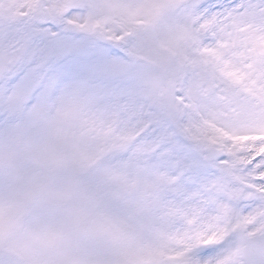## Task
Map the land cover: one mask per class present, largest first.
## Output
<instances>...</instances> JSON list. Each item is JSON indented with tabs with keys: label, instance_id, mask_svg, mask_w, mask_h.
Listing matches in <instances>:
<instances>
[{
	"label": "snow or ice",
	"instance_id": "1",
	"mask_svg": "<svg viewBox=\"0 0 264 264\" xmlns=\"http://www.w3.org/2000/svg\"><path fill=\"white\" fill-rule=\"evenodd\" d=\"M0 264H264V0H0Z\"/></svg>",
	"mask_w": 264,
	"mask_h": 264
}]
</instances>
